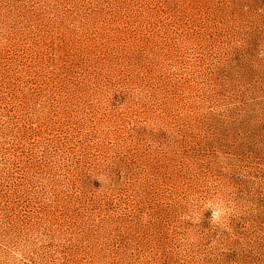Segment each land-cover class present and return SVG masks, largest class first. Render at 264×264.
<instances>
[{"label":"rangeland","instance_id":"rangeland-1","mask_svg":"<svg viewBox=\"0 0 264 264\" xmlns=\"http://www.w3.org/2000/svg\"><path fill=\"white\" fill-rule=\"evenodd\" d=\"M0 264H264V0H0Z\"/></svg>","mask_w":264,"mask_h":264}]
</instances>
